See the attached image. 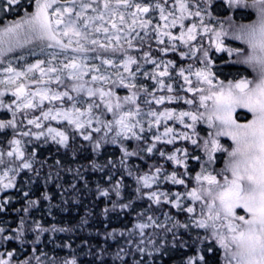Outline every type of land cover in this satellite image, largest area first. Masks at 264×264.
Listing matches in <instances>:
<instances>
[{
	"label": "snow or ice",
	"instance_id": "obj_1",
	"mask_svg": "<svg viewBox=\"0 0 264 264\" xmlns=\"http://www.w3.org/2000/svg\"><path fill=\"white\" fill-rule=\"evenodd\" d=\"M226 3L229 7L251 6L256 10L255 21L240 25L232 33L233 38L247 45L248 51L240 62L256 71L255 81L214 83L209 50L196 46L198 37L210 34L215 51H227L229 56L233 52L239 56L242 50L225 48L222 37L229 33L205 22V16L212 17L213 0L0 3V12H9L13 6L25 10L19 19L0 26V57L35 42H40L41 52L52 50L47 52L49 59H37L22 70L10 62L0 69L4 73L0 78V134L7 135L6 130H11L7 150L0 146V194L9 189L21 192L41 177L45 185L66 181L67 175L72 176L69 189L76 193V181L85 180L87 184L81 169L90 168L107 177L111 187L97 185V190L111 200V210L130 209L137 199L150 202L133 229L105 233L103 243L107 246L97 247L84 240L70 257L49 258L38 247L41 237L49 231L67 229L55 225L46 228L39 220L30 221L29 209L40 201L28 199L30 192L23 191L26 206L22 211L26 215L19 217L15 227L0 222V248L14 241L18 245L6 252V258L0 252V264H85L82 256L90 257L87 264H156L170 249L166 240L157 244L145 232L149 228L163 229L165 235L172 236V248L191 252L182 264H209L208 254L215 256L218 250L223 255L219 264H264V0H251V5L247 0ZM153 51L160 57H155ZM200 52L203 67L195 71L191 64L178 67L177 60L163 59L172 53L184 60ZM174 73L183 82L179 88L175 86ZM120 89H126V94L120 95ZM6 96L12 99L6 100ZM237 107L247 108L252 119L237 123L232 117ZM205 122L209 131L202 136L197 126ZM26 126L30 127L23 130ZM220 136L230 137L234 146L227 153L224 168L214 174L209 165L215 163V153L226 151L218 140ZM77 137L89 142L93 158H86L87 164L75 169L65 168L58 159L54 165H47L45 173L46 161L36 159V147L30 152L26 147L33 140H50L75 155L80 151L74 147ZM107 146L114 147L119 156L112 154L98 160L107 152ZM157 153L173 166L170 172L164 164L153 163L148 171H142L143 165L134 163H146ZM192 161L200 166L194 177L189 167ZM25 172L32 175L18 187L17 177ZM125 175L133 177L136 185L128 203L122 201L121 192ZM221 176L222 182L218 179ZM186 178L193 180L195 187H189ZM162 184L183 186L185 191L162 190ZM56 186L62 194L69 191L60 183ZM42 199H50L47 191L42 193ZM185 200L192 205L199 202L207 211L194 218L195 207L186 206ZM11 204L10 196L0 197V213ZM162 205L187 213L188 218L181 222L170 212H162V223L155 214ZM238 208L245 215L237 214ZM109 211L105 208L104 214ZM83 224H87L86 219ZM192 229H204L205 235L198 231L192 235ZM108 238L116 242L115 251ZM29 247L31 254L18 259V254L25 255ZM61 247L71 248V243Z\"/></svg>",
	"mask_w": 264,
	"mask_h": 264
},
{
	"label": "trees",
	"instance_id": "obj_2",
	"mask_svg": "<svg viewBox=\"0 0 264 264\" xmlns=\"http://www.w3.org/2000/svg\"><path fill=\"white\" fill-rule=\"evenodd\" d=\"M227 12L228 10L226 9L224 4L216 2L212 9V16L214 14L217 16H220L221 14L224 15ZM207 18L208 16H205L206 22H208ZM156 47L157 45L153 40L152 48L155 49ZM145 50L148 49L145 48ZM135 54L139 55V53ZM153 55L159 57L160 54L153 51ZM166 57H168L167 59L177 60L178 65H180L178 67L182 66V64L179 62L182 60H180L177 55L169 53ZM189 64L192 63L190 62ZM145 67H147V65ZM23 139L25 141L28 140L27 138ZM3 143V139H0L1 146ZM26 147L29 152L33 147H36L38 153L36 159L46 161V165L43 169L45 173H47V171L49 170L47 165H54L55 161L58 159L64 162L65 168L71 167L75 169L78 165H86L87 159L93 158L91 145L89 144V142L83 141L80 137H77L74 144V147L76 149H80V151L75 155L72 150L65 149L59 145H56L50 140L48 142V145H43L41 144V141L36 142L33 140L32 143L27 144ZM112 154H114L115 156H119V152L114 147L107 146V152H103L100 157H97V159H107L108 156ZM134 163L142 164V171H148L149 165H151L152 163L164 164L169 172L173 169V167L169 163H166L164 160L161 161L159 153H157L155 157L148 159L146 163L136 161H134ZM35 166L39 167V164H36ZM81 171L84 174L87 184H85V180L76 181L78 187V191L76 193H73L71 189H69V183L72 182V176L67 175V182L65 180H60L49 182L47 185H45L43 177H41L38 183H33L30 186L23 187V190L21 192H17L16 189H9L7 190V193L0 194V197L7 195L12 198V204L8 206V208L3 213H0V222H6L7 225H11L12 227L16 226L19 217L26 215L22 211V209L26 206V200L23 197V191H29L30 196L28 199L40 201L36 206L29 209V214H27L29 215V220H39L41 224L46 228H51V226L55 225L56 228L67 229V231L64 232L57 231L55 233L49 231L41 237V243L38 247L43 252L47 253L49 258H52L54 256L70 257V253L73 250H77L84 240H87L91 245L97 247L107 246L103 243L106 238V232L116 230V232L119 233L121 231L133 229L134 224L137 222L139 214L148 207L150 202L147 200L142 201L137 199L133 207L130 209L121 210L119 207H117L115 210H111V200H109L107 197L100 196L97 190V185H100L104 188L111 187V185L107 183V177L99 171L93 172L90 168H82ZM31 175V173L25 172L18 176V187L24 185L25 179ZM116 179H121V177L117 176ZM33 180H35V177H33ZM57 183L62 184L63 188L69 189V191L62 194V190L56 186ZM112 183H115V180H113ZM135 186V179L133 177H128L127 175L123 177L121 192L122 201L124 203H128V201L134 196ZM163 186L164 188L167 186L169 187L168 184H162V188ZM169 188L172 187L170 186ZM178 190L181 191L184 190V188ZM45 191H47L50 197L49 200L42 199V193ZM112 199H116L114 194H112ZM184 204L186 206L192 205V202L189 200H185ZM156 207L157 206L153 205L154 209ZM105 208L110 209L107 215L104 214ZM162 212H170L174 219H179L181 222L185 221L188 218L187 213H180L177 209L171 208L170 205H162L155 213L162 223L165 220ZM84 219L87 220V224H83V226H81ZM168 226L170 227L171 225L169 224ZM194 231L195 230L192 229V235H195ZM145 232L150 234L151 238L153 240H156L157 244H162L166 240V247L170 249L168 254L165 255L162 259H157L156 264H173V262L179 263L180 259L183 257L182 249L171 247V234L165 235L163 229L153 228L146 229ZM97 233H99V235H97ZM145 239L147 240L148 237L146 236ZM184 239H188L187 233H185ZM68 243H71V248L61 247L62 245H67ZM120 243L123 244V240H121ZM108 244L112 246V251L116 250V242L111 238H108ZM17 246V242L14 241L0 248V252H4L6 257V252L12 251L13 249L17 248ZM85 251H87L86 248ZM184 252L191 254V252L187 249H185ZM30 254L31 247H29L25 255L18 254L17 258L22 260L26 255ZM80 259H83L85 261V264H87V261L90 260V257L82 256L80 257Z\"/></svg>",
	"mask_w": 264,
	"mask_h": 264
},
{
	"label": "flooded vegetation",
	"instance_id": "obj_3",
	"mask_svg": "<svg viewBox=\"0 0 264 264\" xmlns=\"http://www.w3.org/2000/svg\"><path fill=\"white\" fill-rule=\"evenodd\" d=\"M0 3H3V0H0ZM22 3L24 4L33 3L34 4V0H22ZM24 11L25 10L23 8L16 9L15 6H13V10L9 12H0V26H3L5 23H10L14 20L19 19V17L24 14ZM242 16L243 15H240V17ZM242 20L246 21V19H242ZM230 25H232V23H230ZM224 46L225 48L238 49V43H235L232 38H226L224 41ZM26 48L15 49L14 51H12V53H9V58H12L10 56L12 54L24 55L27 52H35L37 50H40V47H38L36 44L35 45L33 44V46L31 47L27 46ZM223 52H216L215 47H214L212 54L210 56L212 60L211 68L215 75V80H214L215 83L217 81H223L224 83L227 84L228 81L235 82L239 79L252 80L251 72H250V69L248 68L249 66L247 64L241 63L240 61H237V62L233 61L235 52H233L231 56H229L227 51H225L224 53ZM1 58H2L1 60H3V63H0V68L7 67L9 64L8 62H12L14 64V62L12 61L13 58L10 60L9 59L7 60L6 59L7 57L5 58L1 57ZM24 64H25V61H23V66ZM23 66H19L18 70H22L24 68ZM3 76L4 75L0 73V78H3ZM147 83H149V81ZM2 87L3 86L0 85V88ZM5 99L11 100L12 97L6 96ZM35 114L38 115L39 113L37 112ZM232 117L233 119L236 120L237 123L244 124L252 119V113L249 112L248 109H242L241 107H237L235 111L232 113ZM219 142L222 145V147L226 149V151H220V152L215 153L216 161L214 164H212V170H210V171H213L214 174L224 168L225 162L227 160V153L228 151H230L231 146H232V141L228 138V136H226V140L224 142L221 139H219ZM221 162H222V166L220 168ZM191 163L194 165V169L191 172V176L194 177L195 174L200 171V166L194 161H192ZM218 179L223 180V177L222 176L218 177ZM193 187H194V184H193ZM192 206L195 207V210L198 209V212H199V214L195 212L196 215L194 218H199L201 215L200 205L194 204ZM237 210L240 211L243 215H245L243 209L238 208ZM193 230H195L194 233L198 231L201 235H205L204 229H193ZM205 243L214 244V241H206ZM201 247H203V245ZM184 251L185 249H182L183 257L180 259L179 263L173 262V264H182V261L186 258V256L191 255L189 253H185ZM221 256H222V250H218L215 256L208 254L209 264H219V262L222 260Z\"/></svg>",
	"mask_w": 264,
	"mask_h": 264
},
{
	"label": "rangeland",
	"instance_id": "obj_4",
	"mask_svg": "<svg viewBox=\"0 0 264 264\" xmlns=\"http://www.w3.org/2000/svg\"><path fill=\"white\" fill-rule=\"evenodd\" d=\"M222 3V4H224L225 5V7H226V9L227 10H229L228 12H233L232 10H231V8H236V10H241L240 12H244V13H246V12H248L249 14H250V19L249 20H246V21H244V22H240L239 20H235V19H233V22L234 23H232V25H229V24H225V20H226V14H224V15H220V16H217V15H213L212 17H208L207 19H208V22H206L207 24H209V26L210 27H212V28H214V29H216V30H223V31H226V32H228L229 34L228 35H226V36H224V37H222V39L224 40V39H226V38H232L233 40H235V41H238V49H241L242 50V53H241V55H237L236 53H234V58H233V61H241L242 60V58H243V55H245L246 53H247V51H248V49H247V45L246 44H244L241 40H238V39H235V38H233V35H232V33L234 32V30L236 29V28H238L240 25H247V24H251L253 21H255L256 20V18H257V14H256V10H255V8H253V7H251V6H249L250 8H245V7H229V5L226 3V0H213V5L215 4V3ZM248 2V4L250 3V5H251V0L250 1H247ZM210 19H211V21H210ZM196 43V46L197 47H202L203 49H208L209 50V56H210V54H211V52L213 51V48H214V46H212V45H210V34L209 35H207V36H201V37H198V39H197V41L195 42ZM37 45L38 47H40V50H37V51H35V52H27V53H25L24 55H18V54H12V55H10L12 58H9V53H12V52H9V53H7V55L6 56H4L3 58H5V57H7L6 59L8 60H10V59H12V61L14 62V64L12 63V62H10L11 64H12V66L13 67H15V68H17L18 69V67L19 66H23V61H25V64H24V66L23 67H25L27 64H30V63H35V61L37 60V59H44V60H47V59H49V57H48V55H47V52H50V51H52L51 49H46L45 50V52H41V44H40V42H35L34 43V45ZM31 46H33V44L32 45H29L28 47H31ZM26 48V47H25ZM27 49V48H26ZM182 50H184V49H182ZM225 52V51H224ZM223 52V53H224ZM34 53V54H33ZM135 54V53H134ZM136 55V54H135ZM20 57H23V59H20ZM155 57H157V56H155ZM159 57H160V55H159ZM159 57H157V58H159ZM201 57H202V52H200V53H198L197 54V56L196 57H192V58H188V59H184V62H183V60L182 61H179L181 64H182V66L181 67H185V68H187V66L189 65V63L191 62L192 64V71H195L197 68H200V67H203V65L200 63V59H201ZM168 57H163V59H167ZM2 58L0 57V60H1ZM27 60H29V61H27ZM225 60V59H224ZM21 62V63H20ZM9 63V62H8ZM20 63V64H19ZM18 64H19V66H18ZM186 64V65H185ZM178 66H180V65H178ZM249 66V65H248ZM151 65H147V69L148 70H150L151 69ZM3 68H5V67H3ZM3 68H0V69H3ZM249 69H250V72H251V76H252V80L253 81H255L256 79H257V73H256V71H254L253 70V68L252 67H248ZM0 73L1 74H3L4 75V73L2 72V71H0ZM187 74V73H186ZM173 77H174V82H175V86L177 87V88H179V86H180V84H182L183 82H182V80L180 79V78H178V77H176L175 76V73L173 74ZM142 78V77H141ZM176 78V79H175ZM192 80H193V82L195 83V77L194 76H192V77H190ZM152 82L151 81H149V84H151ZM214 83H215V81H214ZM225 85H227L226 83H224ZM206 87V86H205ZM119 91V94L120 95H125V93L127 92V90L126 89H120V90H118ZM181 95H184V93H180ZM190 97H191V94H188ZM197 101H198V96H197ZM209 104L211 103L210 101L208 102ZM181 107H183V108H187L188 106L187 105H181ZM242 109H247V108H244V107H241ZM200 111H205L203 108H201V109H199ZM27 127H30V126H26L23 130H27ZM198 129H200L201 130V135L202 136H206L207 135V133H208V131H209V129H208V127H207V123L205 122V123H201V124H199L198 126ZM34 129V128H33ZM36 129H34L33 131H35ZM161 130H162V128H161ZM7 131V133L9 132V134H7V135H3V134H0V139H3V141H4V144H3V147L5 148V150H7V147H8V140L11 138V130H6ZM229 139H230V137H228ZM28 139V138H27ZM219 139H221L223 142L226 140V136H220V137H218V140ZM231 140V139H230ZM35 141V140H34ZM232 141V140H231ZM37 142V141H36ZM41 144H43V145H48V143H44L43 142V139L41 140ZM234 145H233V142H232V146H231V148L233 147ZM162 147V146H161ZM230 151H231V149H230ZM161 161H162V159H161ZM153 164V163H152ZM170 164V163H169ZM171 165V164H170ZM172 166V165H171ZM221 166H222V162H221V165H220V168H221ZM173 167V166H172ZM219 168V169H220ZM210 170H212V165H209V171ZM182 171V170H181ZM186 180H188V183H189V187H193V184H194V187H195V183H194V181L193 180H189L188 178H186ZM221 182H222V180H221ZM172 187V188H170V189H173L174 191L176 190V189H179L180 187L182 188L183 186H173V185H170L169 184V187ZM161 188H162V185H161ZM163 188H164V186H163ZM166 188V187H165ZM163 190V189H162ZM172 190V191H173ZM185 190V189H184ZM196 205H200V213H202V211L203 212H206L207 211V209L201 204V203H199V202H196L195 203ZM237 211V214H239V215H243L240 211H238V210H236ZM197 214H199V212H198V209H196V211H195ZM188 216V215H187ZM6 258V257H5ZM221 258L223 259V255L221 256Z\"/></svg>",
	"mask_w": 264,
	"mask_h": 264
},
{
	"label": "bare ground",
	"instance_id": "obj_5",
	"mask_svg": "<svg viewBox=\"0 0 264 264\" xmlns=\"http://www.w3.org/2000/svg\"><path fill=\"white\" fill-rule=\"evenodd\" d=\"M40 159V158H39ZM132 184V183H131ZM126 194V193H125ZM129 211V210H128ZM113 228V227H112ZM120 228V227H119Z\"/></svg>",
	"mask_w": 264,
	"mask_h": 264
}]
</instances>
